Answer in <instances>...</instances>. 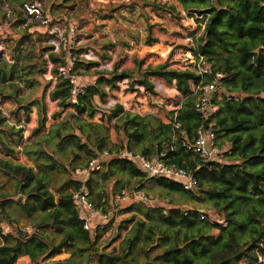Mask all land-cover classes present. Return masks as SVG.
<instances>
[{
    "label": "trees",
    "instance_id": "trees-1",
    "mask_svg": "<svg viewBox=\"0 0 264 264\" xmlns=\"http://www.w3.org/2000/svg\"><path fill=\"white\" fill-rule=\"evenodd\" d=\"M175 1L186 13L209 14L197 51L210 64L212 74L223 75L218 83L222 100L215 115V132L220 144L227 143V162L204 161L186 146L201 122L193 109L195 95L190 87V81L197 83L200 76L193 70L171 68L166 62L142 67V59L135 60L132 69H119L120 63L115 62L111 70L95 69L90 73L95 77H91L94 84L86 86L76 102H71V85L57 77L55 66L52 73L56 81L49 97L62 109L71 110L39 134L46 119L40 103L38 124L32 131L35 137L22 146L33 166L0 158V171L15 181L16 188L14 197L0 195V264H19L22 256H27L31 264H255L257 255H264V0ZM23 2L10 1L16 23L26 21L18 8ZM149 4L156 11L179 17L174 4ZM48 55L59 65L67 61L62 52ZM79 62L77 58L75 67ZM84 64L87 72L97 62ZM151 76L168 83L174 81L182 95L179 107L170 112L169 122L150 113L125 110L120 103L107 109V119L113 120L110 126L92 121L98 108L93 97L97 95L104 101L105 86L117 88V81L127 78L153 93ZM210 80V75L204 76V81ZM227 95L231 99H226ZM22 107L28 111V106ZM110 127L124 140L112 142ZM21 138L22 128L8 124L0 110V147L14 157L12 143L18 145ZM124 147L145 156L163 153L165 162L192 170L197 187L184 191L179 182L146 176L130 158L112 157L84 181L95 207L107 209L114 194L111 189L105 191L110 183L118 186V191L143 190L146 180H154L167 193L178 192L185 202H207L219 218L208 219L195 206H143L140 202L133 204L140 198L130 197V205L118 207L103 228H108L117 214L132 211L118 223L113 239H120L118 245L100 248L103 229L87 231L78 219L71 191L80 188L82 181L73 177V170L103 150L116 153ZM11 204L30 220V230L14 227L17 220L11 218L7 208ZM64 247L68 255L52 259Z\"/></svg>",
    "mask_w": 264,
    "mask_h": 264
},
{
    "label": "rangeland",
    "instance_id": "rangeland-1",
    "mask_svg": "<svg viewBox=\"0 0 264 264\" xmlns=\"http://www.w3.org/2000/svg\"><path fill=\"white\" fill-rule=\"evenodd\" d=\"M10 1L0 0V5L10 7ZM40 1L46 13L50 15L53 24L61 29L66 28L64 39L50 35L49 27L43 28V26L26 21L16 23L14 15L4 20L2 9H0V46L6 53L5 57L2 56L0 64V110L8 124L22 128L21 142L18 145L12 143L15 156L13 157L10 152L0 147V158L9 157L26 166H33V163L22 151V146L30 143L35 137L32 131L38 124L40 103L43 104L46 119L45 126L39 134L45 133L51 123L59 121L71 110L69 107L62 109L56 101L49 97V92L56 81V75L52 73V69L59 65V62L54 63L50 60L48 55L50 52L65 53L66 58L68 56L66 50H68L75 57V62L77 58L80 59L75 71L83 72V74L77 76L85 78L94 77L90 73L95 69L111 70L115 62L120 63L119 69H132L135 60L140 59L143 60L142 67L147 64L157 65L166 62L168 67L185 69L183 60L188 56L187 53H192L190 44L188 42L185 44L180 34L182 31H187V26L191 22V14L185 13L175 0ZM151 1L176 5L179 17L175 18L172 14L154 10L149 4ZM70 26L73 27L72 35L67 32ZM178 38L181 40L177 41ZM148 40L151 43H148ZM156 41H159V48H154L155 44H152ZM53 43H60L57 51L53 50L55 48ZM103 54H107V57H102ZM89 56L96 57V59H90ZM85 61H94L97 65L92 66L86 72L83 68ZM107 65L111 67H106ZM149 78L153 83V93L146 91L137 83L131 84L130 79L127 78L118 80L117 88L108 89L105 86L107 90L104 101L100 100L97 95L93 97L98 108L92 121H101L110 126L113 120L107 119V109L115 103H120L125 110L141 115L150 113L163 122H169L170 112H174L179 107L182 95L177 91L174 81L168 83L156 76ZM22 105L28 106V111L22 109L24 108ZM109 138L114 143L124 140L123 135L117 134L112 127L109 128ZM224 155L225 153L221 162L225 163L227 159ZM153 182L154 180H146L143 191L160 200L169 198V203L165 204V207L170 205L183 208L195 206L203 210L208 219L219 218L209 208L210 205L207 202H185L178 192L167 193L164 188ZM118 188L110 183L105 186V191L111 189V192L117 193ZM1 194L8 195V197H14L16 194L15 181L2 171H0ZM154 201L150 203L144 199L135 201L133 204L140 202L143 206L144 204L146 206L161 205L159 200ZM112 202L111 196L107 208H111ZM127 205L130 203L120 202L118 207L122 209ZM7 208L11 218L13 216L17 220L14 221V227L30 230V220L25 218L24 213L17 209L15 204ZM131 213L132 211L119 213L114 216L108 228L105 230L104 227L99 228V230L103 229L99 238L100 248L108 246L109 249L118 245L120 239L113 242L118 223L122 218L129 217ZM214 232H217V229ZM66 249L64 247L63 251L52 259L66 257L68 255ZM17 263L31 264L27 256L19 257Z\"/></svg>",
    "mask_w": 264,
    "mask_h": 264
},
{
    "label": "built area",
    "instance_id": "built-area-1",
    "mask_svg": "<svg viewBox=\"0 0 264 264\" xmlns=\"http://www.w3.org/2000/svg\"><path fill=\"white\" fill-rule=\"evenodd\" d=\"M264 2V1H263ZM2 12L4 13V20L11 14V10L7 6H1ZM19 10L22 16L26 19V22H35L39 26L44 28L49 27L48 32L50 35H55L58 39H64V33L66 28H59L53 24L51 17L46 13L44 5L40 0L25 1L19 6ZM186 13V12H185ZM191 14V18L194 20L193 24L189 25V30L185 35V41L190 44L191 51L186 58H184V68L193 70L200 76V80L195 83L190 81V87L192 93L195 95L193 109L201 117V122L196 128V133L193 140L186 146L188 150H191L195 155L199 156L204 161L216 160L221 161L223 154L227 150V143L225 145L220 144L215 132V115L219 110L221 104L222 93L218 85L219 79L223 76L220 72H211L210 64L206 61L204 56L200 54L198 49V40L202 35L208 13L198 14L195 11L188 12ZM72 35L73 27H69L68 31ZM72 37V36H71ZM54 51H57L60 43H53ZM67 61L65 64L57 66V77L63 78L71 85L70 94L71 102H76V96L84 93V88L88 85L94 84L95 79L85 78L77 76L75 74V57L66 50ZM2 56H4V50L0 46V64L2 63ZM87 58L88 56L85 55ZM219 73V75H218ZM210 75V81H204V76ZM211 84V90L208 92V87ZM208 95L207 107L203 99L204 95ZM226 99H231L227 95ZM237 99V97H235ZM211 108L213 110L209 111ZM207 113V115H205ZM175 127H179L178 123L174 124ZM181 133H184L182 130ZM203 139L204 143L201 144L198 141ZM160 155L145 156L142 154H135L125 147L119 149L116 153L108 152L103 150L102 153L98 154L95 158L90 159L86 165L76 167L73 170V177L82 181V185L77 190L71 191V197L75 202V208L77 210L78 219L82 222V226L87 231H92L95 227L103 228L106 223L110 220L112 213L116 212L120 202L129 201L130 197L140 198L141 200L146 199L148 202H155L159 200L163 206L169 203V198L156 199L154 196L143 191L142 189L127 190L121 189L112 196V206L106 210H102L94 206L90 199V191L85 186L84 181L87 179L91 171L98 170L101 166L110 158H130L132 159L137 167L143 171L148 177H165L168 180L176 181L180 183L181 189L184 191H190L196 189L198 179L192 170L185 169L172 163L165 162ZM95 161V163H93ZM148 165V167H145ZM155 168L156 171H152ZM166 213V210H163ZM204 216H201L203 218ZM225 225V222H222ZM4 227L3 233L6 232ZM240 264H245L241 261ZM255 264H264V255L258 254Z\"/></svg>",
    "mask_w": 264,
    "mask_h": 264
},
{
    "label": "crops",
    "instance_id": "crops-1",
    "mask_svg": "<svg viewBox=\"0 0 264 264\" xmlns=\"http://www.w3.org/2000/svg\"><path fill=\"white\" fill-rule=\"evenodd\" d=\"M9 7V6H8ZM10 9H11V16H13V10H12V6H10L9 7ZM19 8V7H18ZM2 14H3V16H4V13L3 12H1ZM194 23V20L191 18V22H190V24H193ZM189 24V25H190ZM44 28V27H43ZM187 31L186 32H188V30H189V26H187ZM185 31L183 32H181L180 34L182 35V41H184V43L186 44L187 42L185 41V33H186ZM181 40V38L179 39H177V41H180ZM152 44H155V45H153L154 46V48H159L160 47V45H159V41H156V42H154V43H152ZM171 49V48H170ZM4 50V49H3ZM188 55H189V53H187ZM6 56V53H5V51H4V57ZM8 59V58H7ZM50 73V72H49Z\"/></svg>",
    "mask_w": 264,
    "mask_h": 264
},
{
    "label": "clouds",
    "instance_id": "clouds-1",
    "mask_svg": "<svg viewBox=\"0 0 264 264\" xmlns=\"http://www.w3.org/2000/svg\"><path fill=\"white\" fill-rule=\"evenodd\" d=\"M10 15H11V14H10ZM89 58H90V59H96V57H93V56H89ZM106 67H109V68H110L111 65H107ZM218 75H219V73H218ZM211 87H212V86H211V84H210L209 87H208V90H207L208 92H210ZM105 90H107V89H105ZM203 99H204V101H205V106L207 107L208 95H207V94L204 95ZM208 110L211 111V110H213V109L209 108ZM205 115H207V113H205ZM213 123H215V122H213ZM175 138H176L175 135H173V136H172V139L175 140ZM198 142L201 143V144H203V143H204V140L201 139V140H199ZM93 163H95V161H93ZM145 167H148V165H145ZM152 171H156V169L153 168Z\"/></svg>",
    "mask_w": 264,
    "mask_h": 264
},
{
    "label": "water",
    "instance_id": "water-1",
    "mask_svg": "<svg viewBox=\"0 0 264 264\" xmlns=\"http://www.w3.org/2000/svg\"><path fill=\"white\" fill-rule=\"evenodd\" d=\"M262 97H264V93L262 94ZM38 264V263H37Z\"/></svg>",
    "mask_w": 264,
    "mask_h": 264
}]
</instances>
